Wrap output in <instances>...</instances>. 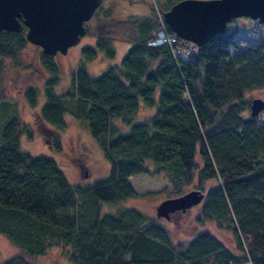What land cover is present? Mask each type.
Returning <instances> with one entry per match:
<instances>
[{"label":"trees","instance_id":"obj_1","mask_svg":"<svg viewBox=\"0 0 264 264\" xmlns=\"http://www.w3.org/2000/svg\"><path fill=\"white\" fill-rule=\"evenodd\" d=\"M160 1L162 15L181 0ZM153 9L126 19L129 47L118 65L91 77L81 62L67 94H54L57 67L41 54L53 76L44 87L42 123L61 130L67 115L82 122L109 171L104 179L72 185L53 159L20 150L18 118L2 116L0 234L31 258L64 248L71 264H264V123L250 116L246 98L264 88V40L238 50L236 32L225 31L177 56L185 41ZM118 24L95 28L93 46L81 50L84 62L96 57L95 50L114 57ZM161 30L176 43L149 46ZM24 33L0 32V59L16 58L28 43ZM24 97L36 107L34 89ZM141 107L152 111L136 120ZM159 173L174 190L170 198L199 185L204 196L195 222L228 234L230 245L208 231L186 245L172 244L157 217L132 208L102 212L103 205L136 196L128 178ZM0 264L30 263L14 255Z\"/></svg>","mask_w":264,"mask_h":264},{"label":"rangeland","instance_id":"obj_2","mask_svg":"<svg viewBox=\"0 0 264 264\" xmlns=\"http://www.w3.org/2000/svg\"><path fill=\"white\" fill-rule=\"evenodd\" d=\"M162 4L163 2L160 0H103L101 10L99 11V7L92 18L85 23L88 31L80 42L76 46L69 48L65 55L58 53L52 57L57 67L56 77L58 80L53 86L54 94H67L72 73L79 67L81 62L91 77L104 73L113 65H118L127 47H129L123 34V32L127 31L124 25L127 21L126 19L131 15L141 16L144 13H148L147 10L153 7L156 15H159L162 20L159 9ZM107 10L113 11L111 17H105L103 12ZM116 22L119 24L118 28L115 29L118 39H114L112 45L115 52L114 57L108 59L104 51L95 50L96 57L84 62L81 57V50L82 48L93 46L95 28L106 24L109 25V28H112V24ZM225 31L236 32L235 35L239 41L238 50L264 40V24L260 25L248 18L231 20L227 24ZM187 49L191 50V52L196 51L192 43L185 41L184 47L177 49L176 55H186ZM41 54L39 47L27 43L14 60L0 59V130L3 125L1 120L4 121L1 117H10V112H12L20 123L18 128L20 132V150L33 156H47L53 159L67 180L75 186H85L93 181L106 178L109 171L108 162L102 156L96 141L90 136L82 122L67 115L64 118L65 126L61 130L51 129L42 123L39 111L44 101V87L49 79H53V76L44 69L41 62ZM29 89H34L36 92V107L34 108L29 106L24 97L25 92ZM246 98L249 100V104L255 98L264 100V88L247 93ZM151 111L147 107H141L135 119L145 120L150 116ZM114 123L120 130L125 128L118 121ZM257 123H264V111L259 114ZM127 181L136 196L124 200L115 206L103 205V213L113 214L116 208H132L149 218H155L156 205L162 200L174 196L172 186L162 173L153 176L140 174L128 178ZM212 185L210 182L206 183L201 189L205 191ZM197 186L199 185L193 184L184 191L196 190L198 189ZM174 213H172L173 215L170 214L168 219H158L159 223L168 230L172 244L182 243L186 245L197 233L208 231L213 233L222 243L230 245L228 234L215 231L214 226L207 221L195 222L199 214L198 206L184 210L183 213H179V211ZM62 251H64V248L52 247L43 256L31 258L10 243L6 236L0 234V263L9 257L20 255L30 264H71L67 255H63Z\"/></svg>","mask_w":264,"mask_h":264},{"label":"water","instance_id":"obj_3","mask_svg":"<svg viewBox=\"0 0 264 264\" xmlns=\"http://www.w3.org/2000/svg\"><path fill=\"white\" fill-rule=\"evenodd\" d=\"M103 0H0V32L20 33L25 29L28 43L42 54L65 55L87 33V23ZM163 23L179 39L200 47L210 38L223 34L227 24L248 18L264 24V0H181L162 13ZM264 110V100L250 101V116ZM198 190L166 198L155 207V217L197 206L203 199Z\"/></svg>","mask_w":264,"mask_h":264},{"label":"built area","instance_id":"obj_4","mask_svg":"<svg viewBox=\"0 0 264 264\" xmlns=\"http://www.w3.org/2000/svg\"><path fill=\"white\" fill-rule=\"evenodd\" d=\"M176 43V37H167L164 31H159L157 37L154 41L150 42L151 47L160 46L164 44H174Z\"/></svg>","mask_w":264,"mask_h":264},{"label":"flooded vegetation","instance_id":"obj_5","mask_svg":"<svg viewBox=\"0 0 264 264\" xmlns=\"http://www.w3.org/2000/svg\"><path fill=\"white\" fill-rule=\"evenodd\" d=\"M183 212H184V211H179V213H183ZM173 214H175V213H173ZM173 214H172V215H173Z\"/></svg>","mask_w":264,"mask_h":264}]
</instances>
